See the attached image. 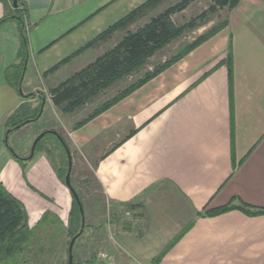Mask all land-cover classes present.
<instances>
[{
	"label": "crops",
	"instance_id": "crops-1",
	"mask_svg": "<svg viewBox=\"0 0 264 264\" xmlns=\"http://www.w3.org/2000/svg\"><path fill=\"white\" fill-rule=\"evenodd\" d=\"M17 1L26 67L11 85L5 72L21 61L20 22L9 19L0 26V184L23 206L28 228L43 233L66 226L72 195L44 150L28 157L20 141L14 149L10 136L28 123L5 143L26 116L12 117L94 62L99 45H85L147 0ZM12 9L0 0V19ZM226 18L181 60L70 127V143L94 160L101 197L93 202L106 217L111 210L109 226L85 223L80 246L106 250L117 264H264V214H253L264 210V0H240ZM46 108L57 107L50 99Z\"/></svg>",
	"mask_w": 264,
	"mask_h": 264
},
{
	"label": "rangeland",
	"instance_id": "rangeland-1",
	"mask_svg": "<svg viewBox=\"0 0 264 264\" xmlns=\"http://www.w3.org/2000/svg\"><path fill=\"white\" fill-rule=\"evenodd\" d=\"M182 1L183 0H157L154 3L147 4L145 8L137 13L133 18L124 21L122 26L118 27L106 37L95 43L96 45H99L98 50L101 53L100 56L113 50L127 35L136 33L138 30L149 24L151 20L156 19L159 15L165 12L168 8L177 6ZM147 2L148 0L142 5ZM212 6H214L213 0L189 1L183 10L174 12L170 15L171 20L179 28L186 26V28H184L176 37L172 38L162 47L155 49L151 54L144 57L138 65L133 69H130L129 72L120 75L119 77L109 81L105 86L96 90L95 93L91 94L80 105L72 106L65 110L62 108H54L51 110L46 108L43 110V114L39 119L33 120L23 126V129L19 131L15 137L10 136L12 143L16 145V148H14L15 150L17 149V141H20L21 144L27 145L29 148L28 151H30L33 141L41 133H38V130L42 127H48L49 125L52 126L51 124H53V128L51 130L57 132L62 137L71 155L72 167L70 182L84 203L85 223H90V220H105L106 214L105 209H100L93 202L95 198L100 199L101 197L99 187L94 181L92 173L94 160L91 159L89 154H87L82 148L77 149L74 144L70 143L67 138V133L70 127L73 129L74 124L80 122L84 118H87L97 108L118 96L125 89L136 83V81L143 79L148 73H152L165 62L170 61L178 55L179 51L184 47L190 46L200 36L225 23L227 21L226 11L230 9L227 6L215 7V12H209V8ZM202 13H205V16L203 18H198ZM194 20L196 26L192 28L188 27L187 25L189 22ZM33 98H35V94L31 99ZM41 98L44 100H50V93L48 91L41 92ZM41 98L40 96H36V99L34 100L35 110L39 108L40 111L39 105L43 100H41ZM30 111H27L26 113L25 111H22V113H25L23 115L26 116H32L34 113L31 114ZM37 149L44 150L46 154H48L51 162L54 167L59 170L58 173H60L61 178L63 179L65 177L64 172L67 170L68 161L65 152L57 144L55 137L51 134H46L42 137ZM27 156H29V154ZM107 210L109 212L111 211L109 209ZM109 216L111 219L110 214ZM68 220L65 227L55 224L52 231H47L49 229L45 227L43 233L34 232L35 238L39 241V246L42 247V251L44 253H42V255L40 253V255L36 258L37 260H28L26 261L28 263L25 262V264H67V245L70 241L68 234ZM85 232L86 228L74 245V264H79L80 262L86 261V259L89 260L88 258L98 251V249L94 246H87L86 248L84 246H80Z\"/></svg>",
	"mask_w": 264,
	"mask_h": 264
},
{
	"label": "trees",
	"instance_id": "trees-1",
	"mask_svg": "<svg viewBox=\"0 0 264 264\" xmlns=\"http://www.w3.org/2000/svg\"><path fill=\"white\" fill-rule=\"evenodd\" d=\"M157 0H148L142 6L131 11L124 18L114 23L112 26L107 28L95 39L90 41L85 45L84 48L91 47L97 41L103 39L112 31L122 26L123 22L130 20L137 13L142 11L145 6L149 3H154ZM192 0H183L179 5L168 8L165 12L159 15L156 19L151 20L144 28L138 30L136 33L127 35L113 50L105 53L104 55L98 57L90 65L76 73L69 80H66L60 84L57 88L50 91L51 102L57 108L67 109L72 106L80 105L85 99H87L91 94L95 93L96 90L105 86L109 81L125 74L138 65V63L147 55L151 54L155 49L162 47L169 40L176 37L186 26L179 28L171 20L170 15L174 12H179L183 10L186 5ZM214 6L209 8V12H215V7L227 6L229 9L236 7L239 0H213ZM24 16L25 8L22 4L18 3L16 8L12 9V14L10 16H4L0 19V26L8 21L9 19H16L20 22V48L18 56L21 61L19 65H13L8 68L5 72L6 78H8L10 84L15 82L13 85L16 86L19 83L22 69L24 66V61L27 56V37L24 26ZM205 13H202L198 18H203ZM227 23L219 25L217 28H213L206 34L200 36L194 43L190 46L184 47L179 51L178 55L172 58L170 61L165 62L162 66L158 67L152 73H148L143 79L136 81L129 88L125 89L118 96L104 103L101 107L97 108L90 116L84 118L80 122L74 124L73 129H78L85 125L88 121L99 115L100 113L106 111L133 91L141 87L146 82L150 81L158 74L166 70L168 67L182 59L193 49L198 47L204 41L215 35L219 30L224 28ZM188 27H195V20L189 22ZM16 69V70H15ZM12 70L17 71V78L15 80H10ZM17 88V86H16ZM35 93H29L25 97L26 99H31ZM43 98H41L42 100ZM41 105V103H40ZM39 105V106H40ZM22 111H27L25 106H22L16 114L12 117V120L23 115ZM32 116H26L22 120H19L12 124V130L15 126L22 127L25 120L38 119L39 108L37 110H31ZM11 122V121H10ZM18 128V129H19ZM51 134V133H47ZM53 135V134H51ZM54 136V135H53ZM55 137V136H54ZM126 136L124 139H127ZM57 144L62 148L59 140L55 137ZM41 141V140H40ZM39 141V142H40ZM39 142L37 143L34 153L38 152L37 149ZM65 152V151H64ZM66 155V154H65ZM66 173V170L64 174ZM60 174V173H59ZM61 177V175H60ZM64 179V178H63ZM62 179V180H63ZM94 181L96 182L95 178ZM97 183V182H96ZM80 201L82 202L83 208L84 203L78 194ZM132 207V206H130ZM233 207H223L218 209L213 214L222 213L232 209ZM85 210V208H84ZM253 214H264V210H256ZM80 230V214L78 206L72 197V205L69 212L68 220V234L70 239L79 232ZM82 235V234H81ZM79 236V238L81 237ZM78 238V239H79ZM77 239V240H78ZM39 241L36 240L35 234L30 230L26 223V214L23 206L14 197H12L0 184V264H25L26 261L36 259L42 251V247L39 246ZM69 244V242H68ZM68 246V245H67ZM28 257V258H27ZM74 259V254H73ZM37 260V259H36ZM28 263V262H26ZM74 264V262H73Z\"/></svg>",
	"mask_w": 264,
	"mask_h": 264
},
{
	"label": "water",
	"instance_id": "water-1",
	"mask_svg": "<svg viewBox=\"0 0 264 264\" xmlns=\"http://www.w3.org/2000/svg\"><path fill=\"white\" fill-rule=\"evenodd\" d=\"M11 4H12V7L13 8H16L17 5H18V1L17 0H11ZM25 67H26V62H25V65L23 67V73L22 75L24 74V71H25ZM19 92H21L20 89H18ZM44 103H45V100L43 99L41 101V105H40V111H39V114H38V117L41 115L42 113V110H43V107H44ZM33 120L31 119H28V120H25L23 122V125L31 122ZM19 126H15L13 130H16L18 129ZM10 131H12V129H9L7 130L6 132V136H5V143L7 144V139H8V134L10 133ZM47 133H51L53 134L60 142V144L62 145L64 151H65V154H66V157H67V170H66V173H65V177H64V184L65 186L68 188V190L70 191L72 197L74 198L77 206H78V210H79V214H80V230L77 234H75L69 241V244H68V248H67V264H73V248H74V245H75V242L76 240L79 238V236L83 233V230H84V227H85V218H84V208H83V205H82V202L80 201L79 199V196L77 194V192L74 190V188L72 187L71 185V182H70V173H71V167H72V161H71V155H70V152H69V149L67 147V145L65 144L64 140L62 139V137L55 131H52V130H46V131H42L36 138L35 140L33 141L32 143V146L30 148V151H29V156L28 157H32L33 154H34V150H35V147L37 145V143L42 139V137H44ZM10 152L16 156V154L14 153V151L10 148L9 149Z\"/></svg>",
	"mask_w": 264,
	"mask_h": 264
},
{
	"label": "built area",
	"instance_id": "built-area-1",
	"mask_svg": "<svg viewBox=\"0 0 264 264\" xmlns=\"http://www.w3.org/2000/svg\"><path fill=\"white\" fill-rule=\"evenodd\" d=\"M107 217H106V225H110V216H109V211H107ZM124 216L128 218V221H134L132 220V212L130 210H125L124 211ZM131 219V220H130ZM109 238L112 240L113 239V234L109 232ZM79 264H117L115 256L106 251V250H99L95 253L93 259L91 261H83L80 262Z\"/></svg>",
	"mask_w": 264,
	"mask_h": 264
}]
</instances>
